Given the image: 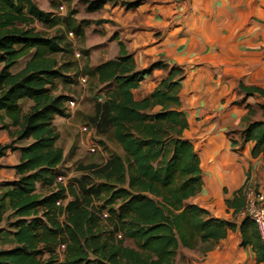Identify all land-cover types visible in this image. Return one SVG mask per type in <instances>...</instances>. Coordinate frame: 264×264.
I'll list each match as a JSON object with an SVG mask.
<instances>
[{
    "label": "trees",
    "instance_id": "1",
    "mask_svg": "<svg viewBox=\"0 0 264 264\" xmlns=\"http://www.w3.org/2000/svg\"><path fill=\"white\" fill-rule=\"evenodd\" d=\"M108 2L119 3L92 0L86 10L99 11ZM120 3L132 9L140 0ZM53 18L33 0H0V128L11 138L0 145V157L7 150L19 151L16 179L4 183L0 192V222L5 212L13 217L8 219L12 247L0 249V264H174L180 248L208 249L234 231L235 221L211 218L204 208L188 202L203 182L200 158L184 136L188 122L180 88L185 70L162 62L137 70L122 43L117 57L94 70L99 84L114 87L94 104L90 125H85L94 130V137L110 133L123 154L80 165L76 185L47 189V195L37 191V184L45 191L52 185V171L64 160L54 119L70 116L65 107L70 99L53 91L55 79L68 70L60 71L53 58L63 51L60 40L33 25H52ZM22 59V69L12 73ZM153 69L166 76L149 96L136 100L133 90ZM238 88L246 97L264 101V88L241 83ZM23 100L31 103L25 112ZM238 136L241 144L253 143L252 156L264 161V104L247 106ZM20 141L28 142L14 146ZM245 185L226 201L234 216L244 207ZM95 203L102 205L96 208ZM102 209H107L106 216ZM255 229L242 218L241 245H250L261 262L264 243ZM248 231L251 235L245 237Z\"/></svg>",
    "mask_w": 264,
    "mask_h": 264
},
{
    "label": "crops",
    "instance_id": "2",
    "mask_svg": "<svg viewBox=\"0 0 264 264\" xmlns=\"http://www.w3.org/2000/svg\"><path fill=\"white\" fill-rule=\"evenodd\" d=\"M117 1L96 11L97 17L92 18L96 21L84 28L96 41L93 45L88 38L86 44L90 60L99 65L114 59L122 43L137 70L156 62L185 70L180 88L188 122L184 136L200 158L203 182L188 202L204 208L211 218L237 224L208 249L180 248L190 257L184 264H264L257 261L250 245H241L240 214L234 216V209L226 205L247 177L264 191V161L252 156L254 144H241L237 139L235 145L230 140L238 135L227 133L242 125L247 106L264 104L258 96L246 97L238 88L240 83L264 88V0H140L132 9L120 2L135 0ZM95 23L101 32L91 34ZM165 74L161 69L146 74L133 90L134 98L149 96ZM10 141L7 131L0 129V145ZM25 145V141L14 144ZM18 163L19 151L7 150L0 157V192L4 183L16 179ZM250 235V231L245 233V237ZM7 238L0 226V249L12 247L4 246Z\"/></svg>",
    "mask_w": 264,
    "mask_h": 264
},
{
    "label": "rangeland",
    "instance_id": "3",
    "mask_svg": "<svg viewBox=\"0 0 264 264\" xmlns=\"http://www.w3.org/2000/svg\"><path fill=\"white\" fill-rule=\"evenodd\" d=\"M33 1L41 10L51 13L52 17H54L53 20H55V22L52 25L40 21H35L33 25L37 31L43 33L45 36H56L59 38L63 51L54 54L53 58L57 61V67L60 68V71L68 69L67 71H62V76L55 79L53 91L56 94L66 95L68 99H74L76 104H78L75 112L71 116L56 118L58 126V128H56L60 134L59 143H57V145L63 149L64 160L58 169L52 171L55 178L52 185L45 187L46 191L42 188L41 184H37V191H44V194L47 195V189L56 191L60 185L65 187L76 185V180L82 175L78 171L80 165L89 163L100 164L106 161L112 154L122 155L123 153L114 142L110 133L103 135H98L96 133V137L89 138L88 140L91 143H98L101 149L98 153H89L87 151V145L90 143L87 142L86 136L82 135L78 130L79 125H90L88 121L93 112L94 104L96 102H102L106 91L114 87L113 84L102 85L97 82V78L94 76L97 63L95 60H90V56L88 55L89 50L86 49L88 38L93 45L96 44L95 36L92 32H101V30H97L98 23H95V26L92 27V35L90 34L91 36L89 37L86 35V29H84L90 24V21H96L92 19L93 17H97L96 12H88L86 10L87 2L92 0ZM60 7H62L63 10H60ZM69 31L74 33V37L68 36ZM76 54H79V57H77ZM94 61L95 63H93ZM24 63L25 59L20 60L10 71L12 73L18 72L22 69ZM80 75L87 76L88 78L87 85L84 87L78 82L77 77ZM30 104L28 100H23L20 103L21 111H27ZM240 126L231 127L227 133L231 135V132L234 131L238 135ZM237 139H239V136L236 139L232 136L230 141L237 145ZM27 142L28 141H25L26 144ZM60 176L62 180L58 181L57 178ZM248 180L249 177L246 178V181ZM246 181L244 183H246ZM65 200H67V202L70 200L66 193ZM61 203L65 204L66 201H62ZM101 205V203L94 204L96 208H100ZM102 213H108L107 209H102ZM10 214L11 212H5L2 215V222L0 224L2 231L8 237L4 246L11 244L10 235L13 230L8 227V219L11 221L13 217ZM238 218L242 220V216ZM63 249L64 248L59 249V252H62ZM186 253L187 252L179 250L174 264H184L186 260L190 258ZM60 258H62V256H60Z\"/></svg>",
    "mask_w": 264,
    "mask_h": 264
},
{
    "label": "built area",
    "instance_id": "4",
    "mask_svg": "<svg viewBox=\"0 0 264 264\" xmlns=\"http://www.w3.org/2000/svg\"><path fill=\"white\" fill-rule=\"evenodd\" d=\"M60 10H63L62 7H60ZM68 36L74 37V34L72 31L68 32ZM77 57H79V54H76ZM78 82L81 86L87 85V77L80 75L77 77ZM76 104L74 99H70L66 102V110L71 116L76 109ZM79 132L82 135L86 136L87 142L90 143L87 145V151L91 154H95L96 152L100 151V147L96 143H91L88 139L94 138V130L92 128H89L87 125L82 124L78 127ZM58 181H61V176L57 178ZM244 198H245V204L242 209V211L239 213L240 216L247 217L250 221H252L256 228L257 233L260 238V240L264 243V191L260 190L257 186V183L253 179H249L246 182V185L244 187ZM59 202L57 203V205ZM107 213H104V216H106ZM120 237V236H118ZM64 248V245H61L59 249Z\"/></svg>",
    "mask_w": 264,
    "mask_h": 264
}]
</instances>
